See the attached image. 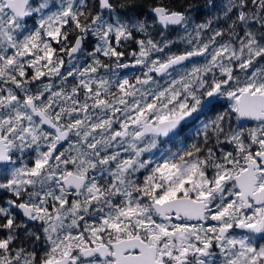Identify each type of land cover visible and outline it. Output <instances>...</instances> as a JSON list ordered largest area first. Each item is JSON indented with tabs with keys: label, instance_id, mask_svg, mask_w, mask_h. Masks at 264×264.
Masks as SVG:
<instances>
[{
	"label": "snow or ice",
	"instance_id": "1",
	"mask_svg": "<svg viewBox=\"0 0 264 264\" xmlns=\"http://www.w3.org/2000/svg\"><path fill=\"white\" fill-rule=\"evenodd\" d=\"M0 264H264V0H0Z\"/></svg>",
	"mask_w": 264,
	"mask_h": 264
},
{
	"label": "flooded vegetation",
	"instance_id": "2",
	"mask_svg": "<svg viewBox=\"0 0 264 264\" xmlns=\"http://www.w3.org/2000/svg\"><path fill=\"white\" fill-rule=\"evenodd\" d=\"M254 123V122H253ZM141 179H142V176H141Z\"/></svg>",
	"mask_w": 264,
	"mask_h": 264
}]
</instances>
